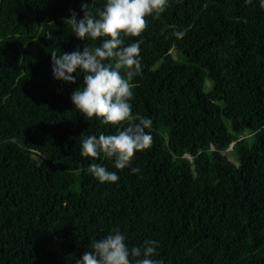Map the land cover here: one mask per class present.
Here are the masks:
<instances>
[{
  "label": "trees",
  "instance_id": "obj_1",
  "mask_svg": "<svg viewBox=\"0 0 264 264\" xmlns=\"http://www.w3.org/2000/svg\"><path fill=\"white\" fill-rule=\"evenodd\" d=\"M82 2L104 0H0V264H75L112 229L129 247L157 240L163 264H264L260 0H171L125 38L142 40L132 114L151 119L152 144L133 157L139 172L104 184L78 149L115 128L76 113L79 78L50 69L52 52L95 43L65 21Z\"/></svg>",
  "mask_w": 264,
  "mask_h": 264
},
{
  "label": "clouds",
  "instance_id": "obj_2",
  "mask_svg": "<svg viewBox=\"0 0 264 264\" xmlns=\"http://www.w3.org/2000/svg\"><path fill=\"white\" fill-rule=\"evenodd\" d=\"M170 3L171 0H104L101 8L89 10V2H82V16L78 19V13L72 10L65 21L78 40L95 43L82 51L51 53L54 80L75 84L79 78V86L70 96L73 110L85 121L115 128L112 134L84 136L79 145V156L90 161L86 173L101 184L117 182L118 171L125 168H131L133 174L139 172L132 167L133 157L152 144L151 119L132 114V82L143 70L142 40L126 43L125 38L140 37L147 26L146 17H158ZM260 3L264 6V0ZM45 38L54 39L52 32H47ZM5 142L15 143L16 138ZM103 161L115 170L110 171ZM158 248L159 242L154 239L129 247L126 236L119 229H112L102 238L92 239L91 251H86L75 264H163L153 259Z\"/></svg>",
  "mask_w": 264,
  "mask_h": 264
},
{
  "label": "rangeland",
  "instance_id": "obj_3",
  "mask_svg": "<svg viewBox=\"0 0 264 264\" xmlns=\"http://www.w3.org/2000/svg\"><path fill=\"white\" fill-rule=\"evenodd\" d=\"M230 155V154H229Z\"/></svg>",
  "mask_w": 264,
  "mask_h": 264
}]
</instances>
